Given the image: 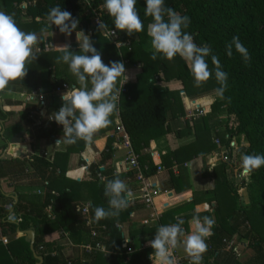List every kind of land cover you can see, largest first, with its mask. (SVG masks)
<instances>
[{"label":"trees","instance_id":"16d2710c","mask_svg":"<svg viewBox=\"0 0 264 264\" xmlns=\"http://www.w3.org/2000/svg\"><path fill=\"white\" fill-rule=\"evenodd\" d=\"M31 1L33 2L28 7H15L23 2L30 3ZM103 2L104 0H89L88 2L86 0H50L49 2L43 0H0V11L13 16L20 29L24 23H30L32 25L31 32H35L38 37V42L33 47L36 60L26 63L27 73L23 78L9 83L29 80L34 72L43 69L49 70L50 76H52L50 79L55 80L59 77L60 74L54 70V67L61 65V62H57V58L61 57L63 52L45 50V43H49L48 34L59 32L58 28L47 27V14L50 8L59 5L62 10L70 12L73 19L79 20L78 30H82L88 35L94 19L92 12L99 11V7H103ZM165 7L172 8L177 13L189 17L190 24L185 31L193 35L197 45L207 44L210 46L212 54L219 57L223 70L227 72L228 81L223 98L220 97V100L212 105L211 112L224 111L235 118V128L228 129L227 133L230 137L239 135L245 137L247 145L240 149V156L243 154H264V0H165ZM144 9V0H137L136 10L144 24L143 31L133 32L130 35L124 33V36L119 31L118 39L123 45L121 47L122 57L131 63L136 61L137 53L147 40V27L152 23V18L145 15ZM101 21L107 25V30H114L112 19L108 13L101 16ZM233 36H239L241 42L248 49L250 60L247 63L235 50L231 57L225 54V45L231 41ZM90 39L94 46L96 44L108 46L107 39L98 28L93 29ZM71 52L78 53L79 50ZM166 60L168 59L157 55V58L152 62L144 64L143 71L137 76L136 83L127 85L126 93L121 96V101H127L135 95H143V99L137 104L123 105L120 120L130 137L140 164H148L151 171L155 170L151 156L144 154L143 151L149 149L151 141L169 134L170 130L166 125L168 113L171 119L184 116L178 93L163 90L156 84V76L159 73L163 74L164 79L169 78L171 65ZM208 63L212 68L211 57L208 58ZM184 75H180V80L184 83L193 81L198 87L199 93L220 87L214 77L197 83L191 74ZM66 81L55 80L50 89L52 90ZM9 106L13 107V102L8 101L5 104L0 102V122L2 124L0 136L5 142L2 154L4 157L0 158V180L22 177L24 170L30 169L47 183L45 193L39 201L22 202L19 198L17 201L8 198L6 204L11 205L12 212L7 211L4 205L0 207V239H7L4 253L9 254L13 264H38L25 237H18L19 234L28 230H33L36 234L34 250L38 253V257L42 258L40 264H67L61 255V247L56 241L57 238L55 240L48 239L50 235L58 237V232L61 229L67 230L69 239L75 246L102 243L108 251L113 250L117 253L109 257L100 253L90 255L81 253L71 260V264H149L148 256L153 252L150 246L136 250L130 256V261L127 262V256L121 248L124 241L123 233L115 228L116 223L130 221L135 210L133 206L128 205L120 212L119 216L99 221L94 218L92 211L94 226H106L107 228L106 231H98L97 237L94 239L90 238L89 230L85 228L81 217L75 212V206L80 201H84L85 195L92 202V208H108L107 198L103 192L104 187L99 186L96 179V173L99 171L98 165H104L101 173L106 179L119 178L126 183L125 169L122 167L115 174L111 169V154H104L96 164L89 167V173L78 183L67 179L63 171L58 170L55 163L50 164L42 157L28 153L22 156L10 154L9 143L19 132L16 131L15 134L10 135L5 128V122L9 116ZM196 133L198 143L191 146L197 147V149L190 152L186 160L216 149L213 142L207 143L204 151L198 149L204 145V139L208 140V136L206 128L202 129L200 126L196 127ZM57 135H61L60 129L57 125H52L49 130H41L37 133L35 138L42 139ZM75 144H79L81 150L85 146V141H78ZM177 155L178 151L161 157V165L165 168L171 167V160H175ZM172 156L174 157L172 158ZM214 173L215 182L224 187L226 194L218 202L214 212L207 214V216L214 217L215 223L212 235L206 240L207 251L202 257L205 259V264H237L233 252L225 251L224 241H231L232 237L239 233L244 226L248 232L253 231L249 223L256 220H260L257 224L258 227L253 223L254 227L252 228L258 234V241L253 245V257L245 264H264V166L249 174L255 180L256 200L252 202V207L248 211L238 209L237 195L226 183L225 166H217ZM133 189L135 190L134 186ZM53 193H57V195ZM194 204L191 202L184 207L166 213L171 218L169 224L177 223L176 219L181 215L180 213L192 212ZM48 207L52 208L55 215L54 221L47 218L45 211ZM193 216L196 214L191 213L184 217L185 223L182 225L184 229L187 227V220ZM200 217L203 216L200 215ZM158 227L151 228L152 236L155 235ZM59 238L65 241V238L60 235Z\"/></svg>","mask_w":264,"mask_h":264},{"label":"crops","instance_id":"0c3cea01","mask_svg":"<svg viewBox=\"0 0 264 264\" xmlns=\"http://www.w3.org/2000/svg\"><path fill=\"white\" fill-rule=\"evenodd\" d=\"M62 34L63 33L60 32H52L48 34L50 41L49 43H45V50L62 51L61 49L54 47L64 45H68L70 51L79 50L75 33H73L74 38L72 40L65 34H63L64 38H62ZM120 34L124 36V32H120ZM51 44L54 47H51ZM107 45L108 46L96 44L94 47L98 52H100L102 61L105 64H109L111 62H121L124 64L127 81L123 77L119 78L116 82L117 89H121L122 86L126 87L127 85L135 84L137 76L143 71V65L152 62L153 60V49L148 35L141 50L137 53L138 56L136 61L133 63L123 59L121 48L115 47L110 41L107 42ZM166 62L171 65L169 78L164 79L163 74L159 73L156 76V84L163 90H167L171 93H178L180 97L179 100L184 110V116H177L176 118L171 119L170 114L168 113L166 125L170 130L169 134L151 141L149 149L144 150L143 153L151 156L154 167L156 165H161V157L175 153L176 151H178V155L175 157V160H171V167L165 168L163 166L165 168V172L156 174V169L151 171L153 176L150 179L155 185L156 190L153 197L154 210L145 209L139 202L138 194L133 189V186L125 183L128 189L132 192L129 205L133 206L135 210L131 215L129 222L116 224L122 226L123 235L129 240L130 245L135 250L149 248L148 241L154 238L150 232V230H152L151 228L168 225L171 218L168 217L166 213L172 210L184 207L189 203L194 202L195 204L192 212L186 211L183 212V214L180 213V218L184 219V217L191 215V213L198 216H207V214H212L214 212L216 206L219 204L218 202L222 200L221 198L225 194L223 192L218 193L216 189L217 183L214 179V169L217 166H225L226 183L228 185L230 184L228 178L240 179L241 176H243L242 178H245L244 174H241V156L239 154L240 149L247 145V141L244 136L239 135L235 137L236 149L231 152L230 162L227 164L223 162L222 152L229 142V140H227V136L229 135L227 133L229 128L228 126L236 124L235 118L224 111L216 113L211 112L212 105L220 100V97L216 95L215 90H208L199 93V89L193 81H187L184 83L180 80V75L185 76L184 74H191L189 65L183 59L178 56L177 58L174 57L171 60L168 59ZM60 64L64 67L65 71L55 80H67L64 83L69 84L71 87H78L79 85L76 78L71 74L68 66L63 62ZM51 77L52 76H50L49 70L43 69L34 72L29 77V80H20L15 83L11 82L7 87L0 89L1 104H5L8 101L13 102L14 104L13 107L9 106L8 108L9 116L5 122L7 132L10 135L13 133L15 134L16 131L19 133L23 132L24 136L21 138V141L24 142L26 149L22 150V153H31L38 157H45L46 155L47 157L53 158V164L55 163L58 170L63 171L65 177L71 181L78 183L81 182L85 175L82 165L85 163L90 165L96 164L97 161L105 154V150L112 151L113 157L110 162L111 169L115 172V174H117L118 170L122 168L120 163L124 158V152L116 149L114 129L115 126L121 122L120 112L123 105L131 103L137 104L143 99V95H135L127 101L124 99V101H121V97L117 110L110 117V125L95 133L92 142L90 144L85 142L84 148L80 150L79 144L65 145L63 143H58L62 137L60 135L36 139V134L41 132L42 129H38L40 127L35 128L34 124L27 120V112L32 110L33 107L24 103L23 100L25 94L32 89L50 91L51 86H53L55 82V80L50 79ZM45 103L46 107L44 109L37 110L39 114L42 113L52 115L59 110L63 102L61 97L52 98L47 94L45 95ZM193 106L203 109L206 115L198 117L195 119L194 123H189L187 115L190 110L192 113L194 112V110H192ZM175 107H177L176 104ZM44 121L45 118L41 120V122ZM1 125L2 124L0 122V128ZM197 126H200L202 129L206 128V134L208 136V140H203L205 142H203L204 145L202 144V148L198 147V149L204 151V147L207 143H212L215 139L220 140L221 148L218 149L215 146L216 149L212 150L210 153L202 154L190 160H186L189 153L197 149V147L191 146L198 143L196 137ZM4 145L5 142L0 136V150H4ZM17 151L20 150L16 148L15 152ZM173 157L174 156H172V158ZM172 168L176 169V173L172 172ZM238 170H240V174L238 173ZM231 182H234V180ZM239 184L235 185L236 189L233 190L237 195L236 204H238L241 200L242 192L244 191L243 186H241V181ZM45 190L46 189L41 185V183L33 179V177L22 176L15 179H1L0 207L3 205L4 207H7L9 205L8 203L6 204L8 198H12L14 201H17L19 198L22 202L39 201ZM39 191L42 193L39 194ZM55 194L57 195V193ZM88 199L85 195L84 201L81 203L92 204L90 199ZM153 214L157 215V218L151 220L150 218ZM212 218L214 219L213 216ZM191 219L192 217L187 220L186 229L182 227L186 232L191 230ZM145 221H153V223L144 225ZM20 236H24L23 233L21 235L19 234L18 237ZM56 238L58 245L61 247V255L65 261H71L74 257L80 254L79 249L72 248L68 246L65 241L61 240V238H59V234L58 237H56V235L48 236V239L50 240H55ZM6 245L0 242V264H13V260L9 254L4 253ZM175 251L178 255L187 257L181 245L178 244ZM35 253L36 256H38V253ZM151 255L152 253L148 256L149 264H156L155 257H151Z\"/></svg>","mask_w":264,"mask_h":264},{"label":"clouds","instance_id":"9594fccd","mask_svg":"<svg viewBox=\"0 0 264 264\" xmlns=\"http://www.w3.org/2000/svg\"><path fill=\"white\" fill-rule=\"evenodd\" d=\"M144 3L145 15L152 18L147 28L153 49L152 59H156L157 55L169 60L179 56L189 65L195 82H205L214 77L220 84L215 89L216 95L223 98L228 74L223 70L219 57L212 54L211 47L197 45L193 35L185 31L190 24L189 17L165 7V0H144ZM136 4L137 0H104L102 6L112 19L114 30L130 35L144 30ZM47 21L48 28H58L60 33L71 35L74 32L79 46V52L73 53L68 45L54 47L51 44V47L62 50L63 55L57 58V62L68 66L79 86H73L61 95L62 106L49 119L62 126L63 136L58 143L72 145L85 141L90 144L95 133L110 125V117L118 108L121 89L116 88V82L121 77L127 81L125 66L121 62L105 64L89 36L78 30L79 20L73 19L71 13L62 10L59 5L49 9ZM106 28V24L98 23V30ZM37 42L35 32L22 31L13 16L0 11V89L26 75V63L37 58L33 54ZM233 50L245 63L250 60L248 49L239 36H233L225 45L228 57L233 55ZM209 57L212 68L209 67ZM262 166L264 154L241 156L242 174H250ZM103 192L108 208H92L97 221L119 216L128 207L132 196L131 190L119 178L106 179ZM184 223L182 218L177 217V223L159 226L154 239L148 241L156 264H175L172 250L178 244L190 258V264H202L203 254L207 251L206 239L212 235L215 221L210 216H193L188 232L182 228Z\"/></svg>","mask_w":264,"mask_h":264},{"label":"built area","instance_id":"2783aa9c","mask_svg":"<svg viewBox=\"0 0 264 264\" xmlns=\"http://www.w3.org/2000/svg\"><path fill=\"white\" fill-rule=\"evenodd\" d=\"M87 2L89 0H86ZM32 3H28V2H24L21 3L19 5H15V7L17 8H25L30 6ZM94 15V19L92 20L91 23V29L88 31V36L90 37L93 33V29L94 28H98V23L102 22L101 21V16L106 14V10L103 7H99V11H93L92 12ZM102 31V34L104 35V37L110 41L115 47L117 48H121L123 45L122 43L119 42V31L116 30H107V29H100ZM113 32V34H112ZM38 51V49H37ZM126 87L122 86L121 87V96L124 95L126 93ZM72 89V87L67 84V83H62L60 85H58L57 87L53 88L50 91L47 90H37V89H32L31 91H29L28 93L25 94L24 96V103L27 105H30L33 107L32 110H30L29 112H27V120L31 121L34 124L35 128L38 129H42V130H49L51 128L52 125H57V127L60 129L61 135L63 136V130H62V126L58 125L54 120H50L49 117L51 115H46V114H42V113H38V109H44L46 107V103H45V95L48 94V96H51L52 98H58L61 97V95L63 93H65L66 91H70ZM120 96V98H121ZM119 98V101H120ZM118 101V104H119ZM194 112L192 113L191 110L188 112L187 115V119L189 121V123H194L195 119H197L198 117H202L204 115H206V113L204 112L203 109H199L196 106H193ZM42 112V111H41ZM45 118L44 122H41L42 119ZM236 126V124L230 125L228 126V129H234ZM115 141H116V149L117 150H122L124 152V158L120 163V166H122L125 169V176H126V183L131 184L132 186H134L135 188V192L138 194V200L141 203V205L147 209V210H154V204H153V197L156 193L155 190V185L151 182V177L153 176L150 170V167L148 166V164L145 165H141L138 159V155L135 154L132 144H131V140L130 137L128 135V133L126 132L124 126L122 125L121 122H119L116 126H115ZM1 131V128H0ZM227 140H229L228 145L223 149V162L225 164L230 162V155L231 152L236 149V142H235V136L234 137H230L229 135L227 136ZM214 145L220 149L221 148V142L219 139H215L213 141ZM105 154L110 153L111 156L113 157L112 151L110 150H105L104 152ZM3 154V150H0V155ZM31 154V153H28ZM34 155V154H31ZM42 158H46L45 160L50 163L53 164V158L47 157L45 155V157ZM91 165L88 163H85L84 165H82V169L84 170V174L87 175L89 173V167ZM98 169L99 171H97L96 173V179L98 182V185L101 187H104L106 178L102 175L101 170L104 169V165L100 164L98 165ZM155 172L156 174H161L163 172H165V168L161 165H156L155 166ZM172 172L176 173V169L172 168ZM84 175V176H85ZM24 176H28V177H33V179H35L36 181H39L41 183V185L46 189L47 188V183L44 182L43 180H41V178L38 177V175L30 170V169H25L24 173H23V177ZM1 181V180H0ZM42 192L39 191V194H41ZM45 193V192H44ZM55 194V193H53ZM44 195V194H43ZM56 195V194H55ZM7 211H10V213L12 212V207L11 205H8L7 207H4ZM75 212L77 215H79L82 219V223H84V226L87 230H89L90 233V238L94 239L97 237V233L98 231H106L107 228L106 226H99L96 227L94 226V222H93V218H92V204L91 203H79L75 206ZM47 218L51 221L55 220V215L52 212V208L48 207L45 211ZM157 218V215H151V220ZM153 223V221H145L144 225ZM115 228L118 229L119 231H121V233H123V228L120 225H115ZM59 235L61 237L65 238V242L68 246L72 247V248H77L79 249V253H84L87 255L90 254H103L105 257H109V256H113L115 254H117L115 251H108L105 246L102 243L96 244V245H92L91 243L85 244V245H81V246H74L70 239H69V234L67 232V230L65 229H61L59 231ZM124 236V235H123ZM155 236V235H154ZM154 239V238H153ZM207 240V239H206ZM0 242L3 243L4 245L7 244V239L6 238H1ZM225 243V251H231L234 252V242L231 241H224ZM122 251L126 254L127 256V262L130 261V256L136 251L134 248L132 249V246L129 243V240L124 236V241L122 243ZM40 251V249H39ZM173 251V256L175 258V264H190V258L189 257H182L180 255H178V253L175 251V249L172 250ZM67 264H71V261H67ZM202 264H205L204 259L202 258Z\"/></svg>","mask_w":264,"mask_h":264},{"label":"rangeland","instance_id":"374dc122","mask_svg":"<svg viewBox=\"0 0 264 264\" xmlns=\"http://www.w3.org/2000/svg\"><path fill=\"white\" fill-rule=\"evenodd\" d=\"M45 2H49L50 0H43ZM33 1H31L30 3H32ZM24 3V2H23ZM25 24V23H24ZM22 25L23 27L21 28L22 31L25 32H31L32 31V25L30 23H27L25 25ZM62 38L63 34L61 35ZM69 38H71V40L74 38L73 33L71 35H67ZM50 41V39H49ZM56 72H59V74H63L64 67L61 65H58L57 67H54ZM238 168V167H237ZM238 173L240 174V170H238ZM231 174V173H230ZM242 174V173H241ZM233 175V174H231ZM230 177V176H228ZM243 176H241L240 179H229V184L230 188L232 190H235L236 187L235 185L239 184L241 181V186H243L244 191L242 192V198L239 201V203L237 204V207L241 210V211H248L252 206V202L256 200L255 197V180L253 177H251L249 174L245 175V178H242ZM232 180H234V182H231ZM243 182V184H242ZM240 185V184H239ZM218 186V187H217ZM216 189L218 193L221 192H225L224 187L222 185H217L216 184ZM226 194V193H225ZM82 201H80L81 203ZM260 222V220H256L253 221L250 224V227L253 231L248 232V229L246 228V226L242 227L240 232L235 234L232 237V241L234 242V246L233 248L235 249L233 254L237 259V264H245L250 258L253 257L254 255V248L253 245L255 243H257L258 241V234L256 233V230H254L252 227H254ZM254 223V224H253ZM258 227V225H257ZM59 234V232H58Z\"/></svg>","mask_w":264,"mask_h":264},{"label":"water","instance_id":"95a60500","mask_svg":"<svg viewBox=\"0 0 264 264\" xmlns=\"http://www.w3.org/2000/svg\"><path fill=\"white\" fill-rule=\"evenodd\" d=\"M24 136L23 132L16 134L10 141V154L22 156V150L26 149L24 142L21 141V138ZM22 144V145H21ZM18 148L20 151L15 152V149ZM2 155L0 158H3ZM16 199V198H15ZM23 235L26 237V242L29 243L30 251L32 252L34 258L38 261V264L42 261L41 257L36 256L34 250V242H35V232L33 230H28L23 232Z\"/></svg>","mask_w":264,"mask_h":264}]
</instances>
